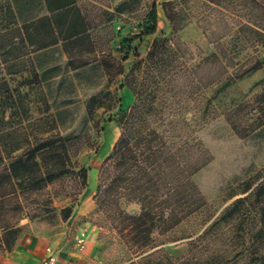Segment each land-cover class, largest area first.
I'll list each match as a JSON object with an SVG mask.
<instances>
[{
	"label": "rangeland",
	"instance_id": "1",
	"mask_svg": "<svg viewBox=\"0 0 264 264\" xmlns=\"http://www.w3.org/2000/svg\"><path fill=\"white\" fill-rule=\"evenodd\" d=\"M65 1L0 0V149L59 132L71 159L65 174L40 188L0 192V253L18 238L44 236L77 250L83 258L67 255L77 264H264L253 207L228 211L264 174V45L253 51L232 42L226 57L236 64L225 69L206 61L225 27L221 10L204 0H73L88 38L73 44L79 54L70 64L61 41L38 49L22 32L30 21L36 43L47 35V18L62 28L75 12L50 9ZM153 4L158 26L145 36ZM156 37L165 40L148 57ZM251 55L262 64L238 77ZM123 112L135 115L133 130L156 131L172 153L158 191L116 180L113 161H105ZM150 194L162 202L149 204L136 225L135 197ZM7 224L14 232H4Z\"/></svg>",
	"mask_w": 264,
	"mask_h": 264
},
{
	"label": "trees",
	"instance_id": "2",
	"mask_svg": "<svg viewBox=\"0 0 264 264\" xmlns=\"http://www.w3.org/2000/svg\"><path fill=\"white\" fill-rule=\"evenodd\" d=\"M49 6V0H41ZM209 6L219 8L221 21L225 31L214 39V52L206 61L215 62L223 68L236 64L231 57H226L227 47L234 42L236 45L251 48L257 51L258 46L264 45V0H204ZM169 3H164V6ZM146 17V24L142 35H152L156 32L157 25V8L155 4L151 6ZM75 12L73 20L64 23L63 27L57 30L58 22L47 18V35L40 37L39 42L33 43L30 39V21L22 25L24 40L28 45L35 44L38 49H44L62 42L63 52L67 53L66 58L70 64L79 52L75 50V43L78 40L88 38L87 29L84 21L80 17L79 11L73 0H67L61 5L50 9V12L59 10H72ZM166 19L171 22V17L164 8ZM223 12V13H222ZM46 19V18H45ZM44 20V19H42ZM32 25V24H31ZM64 28V29H63ZM64 30V31H63ZM208 37L207 33L205 35ZM209 38V37H208ZM165 39L156 37L153 39L148 57L155 55L156 49L160 42ZM227 40V41H225ZM35 42V41H34ZM211 42V41H210ZM68 45H73L68 47ZM68 47V48H67ZM139 64L137 61L136 65ZM244 64L246 67L241 69L237 76L256 70L262 64V60L255 56H248ZM135 67V65H134ZM77 67H73L76 69ZM133 70V68H132ZM123 70L120 67L119 73ZM7 91V90H5ZM0 95H3L0 94ZM98 100L97 96H92L87 100L88 112H91L92 104ZM134 111L137 105H134ZM126 118L121 133L113 144L111 152L106 156L105 161H113L118 170L116 180L123 182L129 181L134 187L143 189L151 188L153 192L158 191L160 186V169L168 160H172V153L166 147L162 137L154 130L146 132L135 131L131 127V122L136 118L133 113L123 112ZM51 137L57 139H46L43 143L28 145L26 148H15L11 150L0 149V192L3 189L18 192L26 191L30 188H40L43 184L51 182L55 177L65 174L67 167L70 166V156L66 148L67 140L59 132L54 133ZM41 161L44 163L42 164ZM134 168V172L128 175V168ZM81 180L85 183L86 170H79ZM255 184V185H254ZM249 193L244 197L236 199L228 211L233 212L237 207L252 206L259 223L256 231L257 237L264 235V174L256 179V182L246 185L243 192ZM145 194V193H143ZM141 201V213L129 217L133 223H143L149 215V204L161 203L156 195H143L135 197ZM155 203V204H154ZM148 204V206H147ZM71 210L67 207L61 209L62 217L66 218ZM4 226V232L12 233L14 228L10 224ZM5 249L10 248L9 242L2 241Z\"/></svg>",
	"mask_w": 264,
	"mask_h": 264
},
{
	"label": "crops",
	"instance_id": "3",
	"mask_svg": "<svg viewBox=\"0 0 264 264\" xmlns=\"http://www.w3.org/2000/svg\"><path fill=\"white\" fill-rule=\"evenodd\" d=\"M65 208V207H63ZM66 218H69V214ZM11 250L0 253V264H38L42 257L47 254V248H50L56 258V264H63L68 258L67 255H79L78 251L70 248L68 244L62 243L57 239L52 243L42 236L41 238H32L31 236L16 239ZM79 258L84 256L79 255ZM79 263L81 262L78 259Z\"/></svg>",
	"mask_w": 264,
	"mask_h": 264
},
{
	"label": "built area",
	"instance_id": "4",
	"mask_svg": "<svg viewBox=\"0 0 264 264\" xmlns=\"http://www.w3.org/2000/svg\"><path fill=\"white\" fill-rule=\"evenodd\" d=\"M76 242H77L76 243L77 247L79 248L83 247L84 244L82 238H78ZM38 264H56V258L50 248H47V254L44 257H42L41 261H39ZM63 264H77V263H75V261H72L71 259H67Z\"/></svg>",
	"mask_w": 264,
	"mask_h": 264
}]
</instances>
